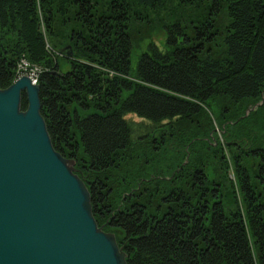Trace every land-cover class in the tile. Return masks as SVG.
Wrapping results in <instances>:
<instances>
[{"label": "trees", "instance_id": "1", "mask_svg": "<svg viewBox=\"0 0 264 264\" xmlns=\"http://www.w3.org/2000/svg\"><path fill=\"white\" fill-rule=\"evenodd\" d=\"M20 58L127 264H264V0H0V88Z\"/></svg>", "mask_w": 264, "mask_h": 264}, {"label": "water", "instance_id": "2", "mask_svg": "<svg viewBox=\"0 0 264 264\" xmlns=\"http://www.w3.org/2000/svg\"><path fill=\"white\" fill-rule=\"evenodd\" d=\"M59 54L71 57L70 46ZM38 89L25 75L0 88V264H127L96 224L74 159L52 147Z\"/></svg>", "mask_w": 264, "mask_h": 264}, {"label": "rangeland", "instance_id": "3", "mask_svg": "<svg viewBox=\"0 0 264 264\" xmlns=\"http://www.w3.org/2000/svg\"><path fill=\"white\" fill-rule=\"evenodd\" d=\"M175 2V1H174ZM174 2H171V3H174ZM186 10H189V9H186ZM139 27H137V28H135V32H133V40H137L138 38H139V36L141 35V31H139ZM186 34H187V36L189 37V38H193L192 37V35H191V33H190V31L188 30H186L185 31V36H186ZM181 38H183L182 36H180ZM161 40H162V36H161V32L160 31H158V32H154V33H151L149 36H148V38L146 39V40H144L143 42H142V44L141 45H143L144 43H146V42H149V41H151V42H153L155 45H157V47L160 49V50H163V47H162V45H161ZM206 46H208V44L206 43ZM140 50H141V47H140V45L139 46H137V45H134L133 46V52H132V54H131V56H130V59H131V67L133 68L134 66H135V55H137L139 52H140ZM58 65H59V71H61V72H63V71H65L66 69H67V65L63 62V60H61V59H59L58 60ZM20 72H23V69H21L20 68ZM24 75V74H23ZM22 76V75H21ZM263 100V99H262ZM66 108L70 111L71 110V105L70 104H67L66 105ZM90 111H93V109L92 108H89V109H81V108H78V113L82 116V115H84L85 113H87V112H90ZM126 117H130V118H132V119H134V120H138V118L137 117H135V115H133V114H128V115H126ZM229 178H233V175H232V172L229 170ZM208 176H209V178H213V179H215V180H217V181H219V182H221L222 181V177L219 175V173H215V172H213V171H209L208 172ZM223 185H224V187H221L220 188V192L221 193H226V192H230V188L229 187H227L228 185H229V183H228V181H226V180H223ZM225 185H227V186H225Z\"/></svg>", "mask_w": 264, "mask_h": 264}, {"label": "built area", "instance_id": "4", "mask_svg": "<svg viewBox=\"0 0 264 264\" xmlns=\"http://www.w3.org/2000/svg\"><path fill=\"white\" fill-rule=\"evenodd\" d=\"M20 68L23 69V72H20ZM40 67L36 64L28 63L24 58H20L16 63L14 79L25 75L28 77L32 84L36 83L38 73L40 72Z\"/></svg>", "mask_w": 264, "mask_h": 264}, {"label": "flooded vegetation", "instance_id": "5", "mask_svg": "<svg viewBox=\"0 0 264 264\" xmlns=\"http://www.w3.org/2000/svg\"><path fill=\"white\" fill-rule=\"evenodd\" d=\"M105 222H103V223H101L102 224V226H103V224H104ZM108 232V231H107ZM114 234H115V232H114ZM119 237H121V236H119Z\"/></svg>", "mask_w": 264, "mask_h": 264}]
</instances>
